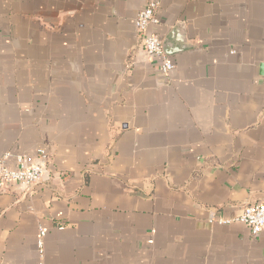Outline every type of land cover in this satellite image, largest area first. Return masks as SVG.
Returning a JSON list of instances; mask_svg holds the SVG:
<instances>
[{"label": "crops", "instance_id": "crops-1", "mask_svg": "<svg viewBox=\"0 0 264 264\" xmlns=\"http://www.w3.org/2000/svg\"><path fill=\"white\" fill-rule=\"evenodd\" d=\"M0 0V155L44 147L0 193V264H264V0ZM228 222H209V216Z\"/></svg>", "mask_w": 264, "mask_h": 264}, {"label": "built area", "instance_id": "built-area-1", "mask_svg": "<svg viewBox=\"0 0 264 264\" xmlns=\"http://www.w3.org/2000/svg\"><path fill=\"white\" fill-rule=\"evenodd\" d=\"M159 2L148 0L146 5L138 11L135 18V31L140 39V47L152 58L158 59L160 70L169 74L174 64L162 47L160 36L150 29L158 22ZM49 153L44 147H39L33 154L4 152L0 155V193L5 192L11 185L29 188L43 179L48 170ZM238 219L250 229L252 236H257L264 228V201L247 203L242 207ZM224 219L215 215L209 216V222L225 223ZM45 229L38 227L36 247L39 252L38 264H43Z\"/></svg>", "mask_w": 264, "mask_h": 264}]
</instances>
